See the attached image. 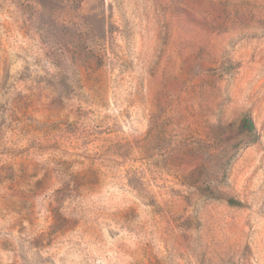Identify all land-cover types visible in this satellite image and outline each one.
<instances>
[{
	"label": "rangeland",
	"instance_id": "rangeland-1",
	"mask_svg": "<svg viewBox=\"0 0 264 264\" xmlns=\"http://www.w3.org/2000/svg\"><path fill=\"white\" fill-rule=\"evenodd\" d=\"M0 264H264V0H0Z\"/></svg>",
	"mask_w": 264,
	"mask_h": 264
},
{
	"label": "trees",
	"instance_id": "trees-1",
	"mask_svg": "<svg viewBox=\"0 0 264 264\" xmlns=\"http://www.w3.org/2000/svg\"><path fill=\"white\" fill-rule=\"evenodd\" d=\"M243 126L245 129H247L249 131H252L254 128L253 123H252L251 119H249V118L244 120Z\"/></svg>",
	"mask_w": 264,
	"mask_h": 264
}]
</instances>
